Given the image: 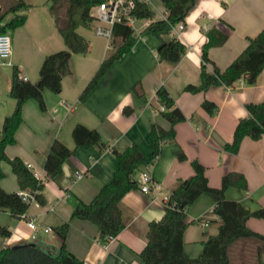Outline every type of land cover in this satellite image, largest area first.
Masks as SVG:
<instances>
[{"label": "crops", "instance_id": "crops-1", "mask_svg": "<svg viewBox=\"0 0 264 264\" xmlns=\"http://www.w3.org/2000/svg\"><path fill=\"white\" fill-rule=\"evenodd\" d=\"M9 1L12 0H0V4ZM23 1L28 5L20 10L26 15L25 22L10 34L6 31L11 38V54L10 64H0V127L15 105L9 95L12 69L16 67L21 76L36 82L44 56L65 48L47 0ZM153 5L151 18H139V23H135L131 50L111 64L85 97L80 98L82 89L112 45L110 40L108 46L105 38L103 45L93 44L78 27L88 49L85 53L71 54L70 73L62 77L60 90L43 91L44 110L32 98L23 103L15 142L8 144L5 152L9 157L19 156L44 181L45 203L32 200L24 218L0 210V225L10 232L8 236L0 235V247L32 241L56 250L60 238L55 228L67 222L65 246L85 263L143 264L138 252L146 243L148 222L160 219L164 212V205L152 200L150 194L137 187L123 195L119 207L125 225L116 236L105 241L100 239L95 224L70 216L79 200L88 202L111 179L117 166L112 147L122 150L136 144L144 153H150L153 149L147 138L150 125L169 127L161 115L167 108L156 97L159 86L165 87L185 119L174 124V137L161 144L159 154L148 167L152 179L159 183L158 192L169 195L178 179L193 174L190 161L196 160L203 165L207 183L212 187H219L223 175L230 171L243 175L245 189L229 186L225 198L238 201L249 210L264 206V133L258 139L243 137L236 153L224 149V144L232 140L239 118L247 115L245 103L264 99V67L253 84L239 80L231 86L212 85L197 92L183 89L187 83L200 81L206 31L216 27L227 34L223 44L207 50L210 61L223 70L245 48L247 36L264 29V0H195L182 28L175 26L162 35L146 29L150 21L166 16L164 6L161 12ZM11 15L8 13L3 21ZM172 37L185 45L184 52L177 62L159 60L158 46ZM211 62L205 64L209 71ZM205 99L216 105L213 112L202 107ZM77 123L98 130L107 146L75 148L71 132ZM54 139L74 152L63 161L61 173L49 178L45 176L43 162ZM179 152L185 155L184 160L178 159ZM1 168L4 176L0 178V187L19 191L11 166L3 161ZM76 172L83 175L76 178ZM213 205L212 199L202 193L186 210L188 225L183 231V249L191 257L198 256L206 237L218 230L220 220L212 212ZM28 220L35 223L34 230L27 225ZM246 225L264 235V218L250 216ZM46 226L51 229L44 231ZM229 264H264V245L252 238L238 240L229 248Z\"/></svg>", "mask_w": 264, "mask_h": 264}, {"label": "trees", "instance_id": "trees-1", "mask_svg": "<svg viewBox=\"0 0 264 264\" xmlns=\"http://www.w3.org/2000/svg\"><path fill=\"white\" fill-rule=\"evenodd\" d=\"M103 0H47L49 12L53 15L55 25L60 33L65 48L44 56L36 82L23 79L16 67L12 69L9 95L15 100L13 110L4 116L0 127V178L4 176L1 162H7L16 176L19 191H5L0 187V210H7L12 216L24 218L29 203L20 195V191L33 193L34 200L45 203L42 193L44 181L38 178L32 169L19 157H9L5 152L8 144L15 142V131L22 122V105L32 98L37 101L41 110L45 109L43 91L58 92L61 79L70 73L69 58L72 53H85L87 40L78 31V27H89L92 22L90 8ZM166 11L165 18L150 21L146 29L157 34H167L172 25L184 21L195 0H160ZM28 5L23 0H12L6 5L0 4V33L12 30L25 22L26 15L20 13ZM12 15L6 21L4 17ZM133 14L137 18H151L150 8L140 1L135 2ZM206 41L202 45L200 81L198 84L187 83L185 91H203L212 85L231 86L242 80L244 84H253L264 67V29L253 36H247L245 48L223 69L220 70L207 55L209 47L221 45L227 34L216 27L209 28ZM135 34L133 28L125 22L115 23L112 28V47L100 62L93 76L80 93L83 98L97 84L111 64L133 47ZM185 50V45L176 37L163 41L157 48L159 60L177 62ZM212 63V69L205 64ZM157 100L166 106L161 115L169 122L164 129L154 123L150 125L147 138L153 145L150 153H144L136 144L125 146L122 150L111 148L117 166L111 179L103 184L88 201L79 200L71 212V218L87 220L96 225L100 239L105 241L116 236L124 227L121 210V198L130 189L138 187L135 173L143 167H149L160 152V146L174 137V124L185 119L182 111L174 104L164 86L156 89ZM202 107L213 112L216 105L203 100ZM247 115L237 121L231 142L224 144V149L232 153L238 151L243 137L258 139L264 133V99L259 102L245 103ZM75 148H88L95 145L107 146L95 128L77 123L71 132ZM74 152L58 139H54L43 162L46 177L54 178L62 171L63 161ZM179 160L186 157L183 152L177 155ZM190 164L193 174L178 179L171 189L169 199L164 205L160 219L148 222L146 243L138 252L143 264H229V248L238 240L252 238L264 245V235L251 230L246 225L250 216L264 218V206L249 210L240 202L225 198L227 187L235 186L245 189L246 181L239 172L230 171L223 175L221 185H208L204 167L196 160ZM207 194L213 201L212 212L219 218L220 224L215 234H210L203 241L201 253L196 257L189 256L183 249V231L188 222L185 220L187 208L200 194ZM68 223L64 222L55 228L60 238L58 249H47L44 246L28 241L19 245L0 247V264H87L79 259L65 246ZM9 230L0 225V235L8 236Z\"/></svg>", "mask_w": 264, "mask_h": 264}, {"label": "built area", "instance_id": "built-area-1", "mask_svg": "<svg viewBox=\"0 0 264 264\" xmlns=\"http://www.w3.org/2000/svg\"><path fill=\"white\" fill-rule=\"evenodd\" d=\"M140 1L147 5L149 8L154 7L152 0H103L95 5H93L90 10V16L92 17V22L94 25V33L107 40L108 46L110 45V40L112 37V28L115 23L125 22L130 25L133 29L135 27L136 21L139 19L133 14L135 8V2ZM226 1V0H223ZM178 26L182 28V23H176L172 25L171 28ZM10 54H11V38L7 32L0 33V64H10ZM26 79L25 76H21ZM163 108V106L161 107ZM83 174L80 172L75 173L76 178H80ZM138 188L140 191L150 194L152 200H158L163 205L169 199L168 194H160L158 189H160L159 183L155 182L149 171L148 167L138 171L137 177ZM22 198L31 202L34 200L33 193L29 191H20ZM27 225L34 230L35 223L32 220L27 221ZM51 228L49 226L44 227V231H49ZM33 237V234H32Z\"/></svg>", "mask_w": 264, "mask_h": 264}, {"label": "rangeland", "instance_id": "rangeland-1", "mask_svg": "<svg viewBox=\"0 0 264 264\" xmlns=\"http://www.w3.org/2000/svg\"><path fill=\"white\" fill-rule=\"evenodd\" d=\"M153 3L156 5V7L158 8V10L163 9V3L160 0H152ZM42 0H39V3H41ZM155 11V10H154ZM156 12V11H155ZM136 23H139L138 21ZM181 23H184V21H181ZM94 22H91V25L89 27H80L79 30L83 33H85L87 35V37H89L91 39V41L93 42V44H104L105 39L99 35H96L94 33ZM9 34L11 33V30L8 31Z\"/></svg>", "mask_w": 264, "mask_h": 264}, {"label": "water", "instance_id": "water-1", "mask_svg": "<svg viewBox=\"0 0 264 264\" xmlns=\"http://www.w3.org/2000/svg\"><path fill=\"white\" fill-rule=\"evenodd\" d=\"M17 245H19V244H14V246H17Z\"/></svg>", "mask_w": 264, "mask_h": 264}]
</instances>
